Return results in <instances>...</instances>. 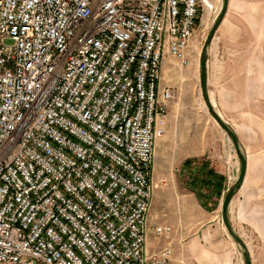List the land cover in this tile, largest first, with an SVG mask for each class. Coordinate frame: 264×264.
I'll return each instance as SVG.
<instances>
[{"label": "built area", "instance_id": "2783aa9c", "mask_svg": "<svg viewBox=\"0 0 264 264\" xmlns=\"http://www.w3.org/2000/svg\"><path fill=\"white\" fill-rule=\"evenodd\" d=\"M201 7L0 0V264H173L171 227L147 250L154 147Z\"/></svg>", "mask_w": 264, "mask_h": 264}, {"label": "crops", "instance_id": "0c3cea01", "mask_svg": "<svg viewBox=\"0 0 264 264\" xmlns=\"http://www.w3.org/2000/svg\"><path fill=\"white\" fill-rule=\"evenodd\" d=\"M183 69L165 71V78H185ZM206 69L211 103L236 135L246 160L243 184L229 205V223L246 245L251 264H264V0L228 1ZM182 96L169 104L166 132L154 147L147 250L165 245L153 231L169 226L173 264H242L221 220L238 158L220 133L208 131L213 125L200 111L187 115L190 107Z\"/></svg>", "mask_w": 264, "mask_h": 264}, {"label": "water", "instance_id": "95a60500", "mask_svg": "<svg viewBox=\"0 0 264 264\" xmlns=\"http://www.w3.org/2000/svg\"><path fill=\"white\" fill-rule=\"evenodd\" d=\"M228 1L229 0L220 1L221 2L220 10L218 14H216L214 20L212 21L211 27L204 41L199 59V88L209 116L217 124L219 129L225 134L233 150L235 151L239 161V168L238 171L235 173V179L233 183L230 185V187L227 189L222 200L221 220L223 227L225 228L229 238L233 241L237 251L239 252V255L242 260V264H251L250 254L246 245L244 244L242 239L233 231L228 219L229 205L233 200L234 196L237 194L238 190L241 188L245 178V174H246L245 156L240 149L236 135L234 134L230 126L223 120V118L214 109L207 90L206 63H207L208 49L210 48L212 41L215 37V34L225 17L228 7Z\"/></svg>", "mask_w": 264, "mask_h": 264}, {"label": "rangeland", "instance_id": "374dc122", "mask_svg": "<svg viewBox=\"0 0 264 264\" xmlns=\"http://www.w3.org/2000/svg\"><path fill=\"white\" fill-rule=\"evenodd\" d=\"M220 6V0H202V7H201V13H200V18L201 20L207 24L206 28L203 29L202 31L198 32L194 38L191 41L190 44V49H189V59L190 63L187 67L181 68L183 69V72L186 73L185 78L183 77L182 79L180 77H174L173 79L170 78L171 82L173 83L174 87V96L177 98H180L179 95L182 94V98H184L183 101L186 102V104L189 105L190 109H188L187 115L189 116H194L197 114L198 111H200L201 115H204L210 120V123H212L213 129H209L208 131L214 132L217 131L220 133L225 139L226 136L225 134L219 129L217 124L211 119V117L208 114V111L205 107V104L203 103V100L201 98V92L199 88V59H200V54L202 51V47L204 44V41L206 39V36L208 34V31L211 27V21L213 20V17L216 15L217 10ZM174 68V71H180L178 70L179 64H174L171 65ZM169 73V72H168ZM173 73V72H171ZM165 80L168 81V79L165 78ZM172 86V85H171ZM185 95V96H184ZM160 147L157 146L156 148V153L158 154L160 151ZM156 183V182H155ZM233 183V182H232ZM189 210L194 213L195 210L191 206ZM173 217V214L171 212ZM185 220L182 219L180 221V224L184 223ZM174 223L175 225L178 223V220L176 219V214L174 218Z\"/></svg>", "mask_w": 264, "mask_h": 264}, {"label": "bare ground", "instance_id": "6f19581e", "mask_svg": "<svg viewBox=\"0 0 264 264\" xmlns=\"http://www.w3.org/2000/svg\"><path fill=\"white\" fill-rule=\"evenodd\" d=\"M220 1H221V0H220ZM220 6H221V2H220ZM220 6H219V8H218V10H217V14H218V12H219V10H220ZM226 141H227L228 145L232 148V146H231L229 140L227 139V137H226Z\"/></svg>", "mask_w": 264, "mask_h": 264}, {"label": "trees", "instance_id": "16d2710c", "mask_svg": "<svg viewBox=\"0 0 264 264\" xmlns=\"http://www.w3.org/2000/svg\"><path fill=\"white\" fill-rule=\"evenodd\" d=\"M208 173L212 174V172H211V171H209ZM208 173H205V174H208ZM204 177H205V175H204ZM217 179H218L219 181H221V180H222V178H221V177H218ZM204 183H210V181H207V182L205 181Z\"/></svg>", "mask_w": 264, "mask_h": 264}]
</instances>
